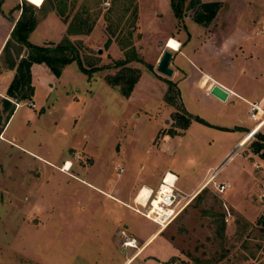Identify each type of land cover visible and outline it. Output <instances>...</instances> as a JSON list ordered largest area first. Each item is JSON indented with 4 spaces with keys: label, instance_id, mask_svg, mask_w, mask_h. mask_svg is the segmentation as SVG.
I'll list each match as a JSON object with an SVG mask.
<instances>
[{
    "label": "rangeland",
    "instance_id": "374dc122",
    "mask_svg": "<svg viewBox=\"0 0 264 264\" xmlns=\"http://www.w3.org/2000/svg\"><path fill=\"white\" fill-rule=\"evenodd\" d=\"M44 1L0 0V47L20 15L17 7L25 2L39 8ZM190 1L180 21L170 0L46 1L43 23L29 41L56 45L66 37L85 69L111 68L85 75L74 62L59 78L49 71L56 80L43 67L33 68L36 94L0 135V264H120V242L127 234L138 237L134 226L141 241L158 233L141 264H171L160 257L173 247V264H264V125L255 133L260 126L248 118V102L264 104V0H199L220 4L207 27L191 19ZM168 38L180 44L171 50V77L156 71ZM126 59V67L140 74L128 98L105 83L120 70L115 62ZM2 61L1 55L0 73L8 70ZM203 74L237 96L222 103L206 95V85L199 89ZM7 115L0 101V127ZM186 119L188 127L177 128ZM243 134L249 141L232 153ZM259 142L263 149L255 152ZM65 159L88 169L83 184L59 172ZM167 172L177 177L180 196L207 182L160 231L133 213L141 208L127 198L141 185L155 191ZM220 184L229 185L221 194L215 188ZM112 186L132 211L103 201L105 209L92 217L78 216L86 204L105 199L96 188ZM74 189L84 203L67 201ZM104 210L115 216L106 219ZM99 223L113 236H99Z\"/></svg>",
    "mask_w": 264,
    "mask_h": 264
},
{
    "label": "trees",
    "instance_id": "16d2710c",
    "mask_svg": "<svg viewBox=\"0 0 264 264\" xmlns=\"http://www.w3.org/2000/svg\"><path fill=\"white\" fill-rule=\"evenodd\" d=\"M46 1L48 0H45L39 8L28 5L25 2L22 3L21 7H17L20 11L19 18L15 22L8 40L1 50L2 63L5 64V69L14 71V76L6 90V96L0 100L3 110L8 112L3 125L0 127V135L13 115L16 105L23 101H30L34 96L31 75L33 65H45L56 78L60 77L62 70L66 66L74 62L77 64L79 71L85 75L111 68L92 67L91 69H85L82 65L78 49L66 37L56 45L45 44L38 46L29 42V35L35 30L41 19L45 17L43 13ZM184 4L185 0H170L173 15L179 21L183 18ZM189 4L193 10L191 19L203 27L212 24L220 8V4L216 2L202 4L199 0H191ZM52 10L57 12L55 8ZM57 13L61 16L59 12ZM39 15L42 16L40 17ZM67 32L69 35L75 34V31L70 26ZM23 52L24 55H22ZM129 62L130 59L115 62L113 68H120V70L115 75L105 77V83L110 87L117 88L124 98L130 96L140 77L138 71L126 67ZM14 101L15 103L13 104L12 102ZM178 117L180 119L183 118L181 115H178ZM189 123V119H186L182 127L177 128L185 130ZM165 135L172 136L173 133L169 132ZM262 149V143H257L255 152H259ZM261 155L264 157V152ZM260 218L264 225V211Z\"/></svg>",
    "mask_w": 264,
    "mask_h": 264
},
{
    "label": "crops",
    "instance_id": "0c3cea01",
    "mask_svg": "<svg viewBox=\"0 0 264 264\" xmlns=\"http://www.w3.org/2000/svg\"><path fill=\"white\" fill-rule=\"evenodd\" d=\"M19 13V12H18ZM20 14V13H19ZM19 18V16L17 17V19ZM17 19L15 20V21H17ZM45 22H47V20L45 21ZM41 23H43V22H40L39 24H41ZM213 23V22H212ZM38 24V25H39ZM37 25V26H38ZM10 35V34H9ZM9 35L7 36V38H9ZM5 39V38H4ZM168 39H170V38H168ZM171 39H173V38H171ZM8 40V39H7ZM177 41V40H176ZM30 42V41H29ZM31 43V42H30ZM44 43V42H43ZM5 44V43H4ZM32 44V43H31ZM34 45V44H33ZM4 46V45H3ZM3 46H1L0 47V52H1V50H2V48H3ZM168 48V47H167ZM168 49H170V48H168ZM170 50H172V49H170ZM172 51H174V50H172ZM176 52V51H175ZM22 55H24V52H23V54ZM35 66H38L39 68H41V67H43L44 68V70L49 74V76H50V78L52 79V80H56V78L49 72V70H48V68L45 66V65H43V64H41V65H33L32 66V68H31V74H32V70H33V68L35 67ZM41 66V67H40ZM173 71V73H172V75L174 76L175 75V70H172ZM64 73L65 72H67V70L66 71H63ZM13 76H14V71H12V70H4L3 72H1L0 73V96H2V97H4L3 96V94H5L6 93V90H7V88H8V86H9V82L10 81H12V79H13ZM62 76H63V73H62ZM212 76H210L209 74H203V77L201 78V80L199 81V89H201L202 90V88L206 85V88H205V93H206V95H208V96H210L209 94H208V91H209V89H210V87L212 86V85H214V84H218V85H220L221 87H223L224 89H226L229 93H230V96H234V95H236L237 96V94L233 91V90H231L229 87H227V86H225L224 84H222L221 82H218V81H216V80H214L213 78H211ZM183 81H187V78L186 79H184ZM32 82H33V79H32ZM9 83V84H8ZM34 86V85H33ZM52 87V86H51ZM50 87V88H51ZM36 94V87L34 86V95ZM230 96H229V98H230ZM213 98V97H212ZM248 104H253V103H251V102H248ZM34 105V104H33ZM21 106V103L20 104H18V106L16 107V109L17 108H19ZM16 109L14 110V112L16 111ZM14 114V113H13ZM12 117V116H11ZM8 124V123H7ZM264 125V124H263ZM263 125L262 126H260L258 129H256V132L255 133H258L259 131H260V129L263 127ZM7 126V125H6ZM6 128V127H5ZM5 128H4V130H5ZM255 129V128H254ZM253 131H255V130H253ZM3 133H4V131L2 132V138H4V136H3ZM245 134V133H244ZM244 134H243V136L240 138V140L237 142V144L236 145H234V147L232 148L233 149V152L232 153H234V151H236L238 148H240V147H243L249 140L247 139V136H248V134H246V136L244 137ZM1 138V139H2ZM43 162H45L46 164H49V165H52L53 166V164H51L50 162H47V161H44V160H42ZM68 162H70L72 165H71V168H70V171L69 172H67V173H65V172H63L62 171V169H60L61 167H63V165L64 164H67ZM58 170H59V172L60 173H62V174H64L67 178H69L70 180H76V182H78L79 184H83L84 183V180L82 179V177H84L85 175H88V173H89V171L87 172V168L85 169V168H83V167H78V166H76V165H74V163H73V161L72 160H69V159H65L64 161H63V163L57 168ZM165 174H167V177H168V180L169 181H172V180H170V176H173V177H176L175 175H173L172 173H170V172H167V173H165ZM164 174V175H165ZM163 177V176H162ZM177 178V177H176ZM203 181V180H202ZM200 182V183H198L196 186H195V188L190 192V194L191 193H194V192H197L203 185H204V183L203 182ZM203 184V185H202ZM115 187V186H114ZM113 186L112 187H110L109 189H108V191H102V190H100V189H98V188H96V190H97V192H98V194H100L101 196H102V198H105V199H101L100 201H98L97 203H92L91 202V204L90 205H85L84 207L86 208L87 207V209H86V211L85 212H82L80 215H78V216H85V217H92L93 215H94V213H95V211H97V210H99V208H104L105 209V205L103 204V201H105V202H114V203H119V204H122L123 206H125L127 209H129V207H132L131 206V204H128L127 202H131L132 203V205L134 204L135 206H136V204L137 203H135V201L136 202H138V199H136L135 197H138V196H136L137 195V193H138V191H139V189L142 187H147V189H149V190H152L151 188H149V186H147V185H141L138 189H137V191H136V193L135 194H133V193H129V197L127 198V202L126 201H122L120 198H117V196H116V193H115V191H116V189L114 188ZM133 191V190H132ZM78 193V194H77ZM67 197V201H71V203L75 200V198H76V200L78 199V200H82L83 201V203H84V194H82L81 195V193L78 191L77 192V190L76 189H74V192L71 194V195H69V196H66ZM107 199V200H106ZM139 203V202H138ZM76 204H77V202H76ZM79 204V203H78ZM137 207V206H136ZM130 210V209H129ZM102 211V210H101ZM130 211H132V210H130ZM70 210H68L67 209V214H68V216L69 215H71V218L73 217V215L71 214L72 212H70ZM133 212V211H132ZM104 213H105V215L107 216V218L106 219H108V218H111V216L113 215V216H115V213L113 212V214H111V212H109V210H104ZM133 213H135V212H133ZM136 214V213H135ZM136 215H138V214H136ZM96 216V215H95ZM141 217V216H140ZM145 220V219H144ZM147 221V220H146ZM77 222V221H76ZM106 222H108L107 220H106ZM115 222L116 223H119L118 222V218H117V220H115ZM88 224V223H87ZM152 224V223H151ZM117 225V224H116ZM154 225V224H153ZM155 226V225H154ZM86 227V226H85ZM98 227H100V230L97 232V234L99 235V236H101V235H103V234H105L106 232L108 233V234H112V232H111V228L110 227H102V224H98ZM130 228V226H126V229H128V230H130L129 229ZM133 229L135 230V231H137L136 233L138 234L137 236L139 237H135V236H132V234H127V240H134L135 241V244H136V247L138 248V249H133V248H123L122 247V242H124V240H125V238H123V240L120 242V248H121V252H123L124 254H125V256H124V260H123V262H121L120 264H131V263H134V262H137V261H139V263L138 264H141V259L143 258V257H140L141 256V254L145 251V250H147V248H148V245L153 241V238L156 236V234H158V233H156L155 234V231H153V233H151V234H145L144 236V241H141V239H142V236H140L139 234H143L142 233V231L141 230H139L140 228H137V227H133ZM108 230H110V232H108ZM140 231V232H139ZM112 236H113V234H112ZM167 240V239H166ZM167 243H169L172 247H173V245H172V243L170 242V240H167ZM154 254V251H152V252H150L148 255H149V257H153L152 255ZM164 255H162L161 257H160V259L161 258H163V260L164 261H166L167 260V262L168 263H171L172 264V259H174L175 257H176V249L173 247L172 248V251H171V254H169V255H167V256H165V257H163ZM154 258V257H153ZM130 260L129 262L127 261V260Z\"/></svg>",
    "mask_w": 264,
    "mask_h": 264
},
{
    "label": "built area",
    "instance_id": "2783aa9c",
    "mask_svg": "<svg viewBox=\"0 0 264 264\" xmlns=\"http://www.w3.org/2000/svg\"><path fill=\"white\" fill-rule=\"evenodd\" d=\"M30 105L34 107L33 104ZM17 106L18 105H16V107ZM248 114L249 120L256 123L259 122V125L264 121V104H262V102L250 104ZM253 130L250 132V135L248 134L249 138L255 136ZM211 179L212 178H210L209 181ZM176 182V177L172 181H167L166 175H164L157 189L155 191L149 190L147 201L143 205L137 204L141 209H131L148 222L154 224L158 230L164 229L191 201L190 195L180 196L178 192H176ZM215 186L217 192L220 194L229 188L227 184ZM122 247L138 249L135 241L127 240L126 237L124 242H122ZM127 261L129 262L130 260L128 259Z\"/></svg>",
    "mask_w": 264,
    "mask_h": 264
},
{
    "label": "water",
    "instance_id": "95a60500",
    "mask_svg": "<svg viewBox=\"0 0 264 264\" xmlns=\"http://www.w3.org/2000/svg\"><path fill=\"white\" fill-rule=\"evenodd\" d=\"M172 56H173L172 51L168 48L162 52L156 67V71L159 74H162L166 77L172 76L173 71L169 67ZM208 94L222 103H225L230 96V93L218 84L212 85L208 91Z\"/></svg>",
    "mask_w": 264,
    "mask_h": 264
},
{
    "label": "bare ground",
    "instance_id": "6f19581e",
    "mask_svg": "<svg viewBox=\"0 0 264 264\" xmlns=\"http://www.w3.org/2000/svg\"><path fill=\"white\" fill-rule=\"evenodd\" d=\"M179 47H180V44H179V42L178 41H176L175 39H169V41H168V48H170V49H173L174 51H178L179 50ZM260 115V114H259ZM259 123V122H258ZM258 123H257V126H262L263 124H264V121L262 122V123H260L259 125H258ZM256 126V127H257ZM255 127V128H256ZM254 132V131H253ZM71 163L70 162H68L67 164H64L63 165V167L65 166V170L64 171H69L70 170V168H71ZM166 179H167V181H169L168 180V177H167V174H166ZM175 179V177H173V176H170V180H174ZM176 180H177V178H176ZM209 181V180H208ZM207 182V181H206ZM206 182H204V183H206ZM202 188V187H201ZM200 190V189H199ZM198 190V191H199ZM197 191V192H198ZM197 192H195V193H192V194H190V197H191V200L194 198V196L196 195V193ZM148 194H149V189H147V187H143L141 190H140V194L138 195V197H137V199H138V204H141V205H143L146 201H147V199H148ZM163 230V229H162ZM162 230H160V231H162Z\"/></svg>",
    "mask_w": 264,
    "mask_h": 264
},
{
    "label": "snow or ice",
    "instance_id": "6c2138e0",
    "mask_svg": "<svg viewBox=\"0 0 264 264\" xmlns=\"http://www.w3.org/2000/svg\"><path fill=\"white\" fill-rule=\"evenodd\" d=\"M39 2V0H33V3H38Z\"/></svg>",
    "mask_w": 264,
    "mask_h": 264
}]
</instances>
